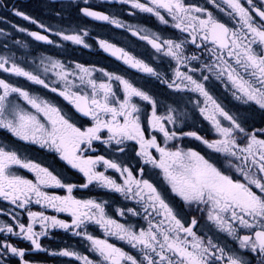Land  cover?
Masks as SVG:
<instances>
[{
    "label": "snow or ice",
    "instance_id": "6c2138e0",
    "mask_svg": "<svg viewBox=\"0 0 264 264\" xmlns=\"http://www.w3.org/2000/svg\"><path fill=\"white\" fill-rule=\"evenodd\" d=\"M99 2L5 8L35 30L0 28V264H264V0ZM94 46L125 71L68 55Z\"/></svg>",
    "mask_w": 264,
    "mask_h": 264
},
{
    "label": "flooded vegetation",
    "instance_id": "af4514ba",
    "mask_svg": "<svg viewBox=\"0 0 264 264\" xmlns=\"http://www.w3.org/2000/svg\"><path fill=\"white\" fill-rule=\"evenodd\" d=\"M197 2H202V0H197ZM93 4L96 10H100L104 12L120 10L118 5L110 6L107 4H101L99 0H93ZM13 6L37 19H42L45 21L49 20L50 9L48 7V0H0V28L11 30V24L16 23L18 25L30 27L33 28V30H35L34 26L28 25L26 22L22 21L21 19L13 16L10 11H5V8L10 10L13 8ZM75 16L76 13L75 11H73L72 22L79 23L80 21L74 19ZM4 20H7L8 23L7 24L3 23ZM146 24L149 27H155V23L152 20H146ZM86 26L94 30L93 31L94 36H99L100 38L113 40V42L121 44L120 33L117 30L112 29L110 25H104L92 21H87ZM68 55L73 60L85 63L90 66L103 67L106 70L115 71V72L125 71V67L119 62L115 61L114 58H111L107 56L105 53L98 51V46H94L93 51L77 49L76 51L73 52L70 49ZM127 75L130 79L134 80L138 86H143L146 88H154V84L148 81L147 78L140 76V74H136L131 70H128ZM21 83L22 86L27 87L26 83H24L23 81H21ZM155 90L159 91V89H155ZM222 90H223L222 86H219L218 88L215 89V94L220 95L222 93ZM255 119L258 120L259 117L256 116ZM188 123L190 126H198V125H194V122L191 118L189 119ZM3 135L4 133H0V136ZM26 151L33 159H35L38 162H42L44 164L51 165L56 168L60 167V165L56 163L50 155L42 151H39L38 149L26 148ZM101 151H103V149H101ZM69 178L72 179V177ZM77 195H80V193H77ZM101 195H103L107 199L115 200L117 202L120 200L118 194L101 193ZM94 234L99 236L100 238H103L102 233H100L98 229L95 230ZM44 244L45 246L52 249H59L61 247H64L65 244L80 248V241H78L75 238H72L71 236H66L63 233L57 234L55 238L52 240H45ZM19 246L24 247V244H20ZM81 250L83 249L81 248ZM34 259L43 261V264H60L59 260L50 257H45L43 255H38L34 257Z\"/></svg>",
    "mask_w": 264,
    "mask_h": 264
}]
</instances>
